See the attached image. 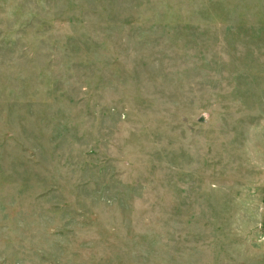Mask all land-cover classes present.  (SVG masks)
I'll list each match as a JSON object with an SVG mask.
<instances>
[{"label":"rangeland","instance_id":"374dc122","mask_svg":"<svg viewBox=\"0 0 264 264\" xmlns=\"http://www.w3.org/2000/svg\"><path fill=\"white\" fill-rule=\"evenodd\" d=\"M0 264H264V0H0Z\"/></svg>","mask_w":264,"mask_h":264}]
</instances>
